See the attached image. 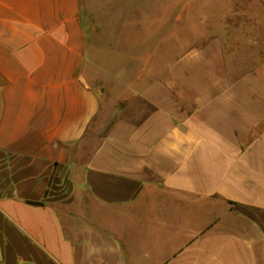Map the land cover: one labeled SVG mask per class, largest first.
I'll return each mask as SVG.
<instances>
[{
	"label": "crops",
	"instance_id": "crops-1",
	"mask_svg": "<svg viewBox=\"0 0 264 264\" xmlns=\"http://www.w3.org/2000/svg\"><path fill=\"white\" fill-rule=\"evenodd\" d=\"M85 13L0 0V264L154 262L131 230L180 240L158 263L264 264L259 39L162 65L153 34L121 44Z\"/></svg>",
	"mask_w": 264,
	"mask_h": 264
},
{
	"label": "rangeland",
	"instance_id": "rangeland-1",
	"mask_svg": "<svg viewBox=\"0 0 264 264\" xmlns=\"http://www.w3.org/2000/svg\"><path fill=\"white\" fill-rule=\"evenodd\" d=\"M81 5L84 12H91V23L87 13L83 18L88 31L120 33L121 44L136 45L142 34H153L152 51L163 53L158 58L162 65L171 63L188 45L208 37L238 38L235 46L240 50L245 46L240 38L259 39L260 60H264V0H81ZM140 108L142 114L144 108ZM103 125L101 122L98 130L93 129L92 145ZM129 238L137 246L148 247L153 241L160 244L154 262L141 264H163L155 261H167L171 246L180 242L177 239L170 245L166 231L150 234L131 230ZM185 251L164 264H185Z\"/></svg>",
	"mask_w": 264,
	"mask_h": 264
},
{
	"label": "trees",
	"instance_id": "trees-1",
	"mask_svg": "<svg viewBox=\"0 0 264 264\" xmlns=\"http://www.w3.org/2000/svg\"><path fill=\"white\" fill-rule=\"evenodd\" d=\"M31 204H33V205H41V203H31Z\"/></svg>",
	"mask_w": 264,
	"mask_h": 264
},
{
	"label": "clouds",
	"instance_id": "clouds-1",
	"mask_svg": "<svg viewBox=\"0 0 264 264\" xmlns=\"http://www.w3.org/2000/svg\"><path fill=\"white\" fill-rule=\"evenodd\" d=\"M173 147H176V148H177V151L179 150L178 146H175V145H174Z\"/></svg>",
	"mask_w": 264,
	"mask_h": 264
}]
</instances>
